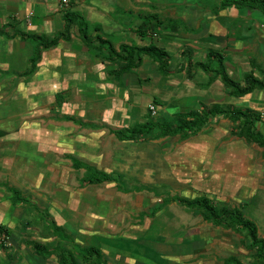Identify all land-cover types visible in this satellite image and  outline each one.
I'll list each match as a JSON object with an SVG mask.
<instances>
[{"label": "rangeland", "instance_id": "obj_1", "mask_svg": "<svg viewBox=\"0 0 264 264\" xmlns=\"http://www.w3.org/2000/svg\"><path fill=\"white\" fill-rule=\"evenodd\" d=\"M214 1L183 0V3L186 8L188 5L202 8L206 18H211ZM228 32L235 41L239 30ZM129 41L134 43L132 38ZM217 50L228 54L223 55L224 65L231 63L235 53L240 57L250 53L241 47L226 46ZM205 61L206 56L198 60ZM196 68L200 67L196 65ZM206 72L200 79L204 86L211 83L210 76L214 75V71ZM30 76L21 78L28 83ZM16 79L9 80L11 88L0 105L2 117L14 123L9 139L0 143L7 154L4 161L0 157L6 172L1 184H12L28 202L22 201L23 217L12 218L7 213L13 220L7 222L10 227L4 244L7 249L25 255L26 261L28 257L34 258L31 242L45 240L43 243L48 246L67 245L65 240L53 236V219L76 243L98 247L103 264H225L228 256L239 258L242 264H257L256 249L248 246L249 239L244 232L215 226L204 220L197 209L176 201L152 211L166 197L205 195L217 205H239L264 237L262 147L229 135V127L222 129L224 122L219 118L207 122L185 139L179 135L162 137L158 131L136 140L118 139L109 131V126L101 127L97 123L99 128L90 127L64 118L73 115L84 123L90 119L96 121V110L87 109L90 105L82 92L70 94L63 90L66 83H62V90L42 91L39 104L34 106L26 103L27 97H20L15 88ZM191 85L196 86L193 81ZM167 88L170 89L166 93L172 92L171 85ZM200 90L197 92L205 89ZM215 96L211 90L206 102L212 103ZM76 100L85 104L83 107L89 116L72 108L71 103ZM160 100L156 116L166 113V102ZM13 115H19L18 119H8ZM156 116L148 114L147 119H156ZM121 122L112 121L108 125L118 128L123 125ZM232 123L237 131L240 126ZM209 133L214 137L210 147L204 140ZM21 135L23 140H18ZM13 149L19 151L13 154ZM246 152L247 157L243 159L241 153L246 155ZM93 170L105 171L113 179L97 184L83 181ZM1 195L2 201H12L10 192L2 189ZM5 246H0V255Z\"/></svg>", "mask_w": 264, "mask_h": 264}, {"label": "crops", "instance_id": "obj_2", "mask_svg": "<svg viewBox=\"0 0 264 264\" xmlns=\"http://www.w3.org/2000/svg\"><path fill=\"white\" fill-rule=\"evenodd\" d=\"M219 1L213 2L212 11L209 10L212 17L206 18L208 16L203 14L202 8H197L195 5H188L186 8L183 0H67L66 3L62 0H0V105L6 98L7 90L11 88L9 80L16 77L18 84L15 88L18 94L21 98L27 97L25 101L31 105L39 104L42 91L62 90V83H66L63 90L70 94L82 92L81 94L86 96V102L90 105L87 109L96 110V121L90 119L89 123L98 128L97 123L101 127L109 126V131L118 139L125 138L118 137L113 130L125 129L133 124L144 122L148 114L155 117L158 114L157 107L156 114L152 115L148 105L161 104L160 99L166 102L164 106L166 113L156 116L158 118L167 116L169 119L176 112L198 109L200 106L197 108V105L200 103L208 107L218 104L222 107L257 111L260 115L257 126L264 132V89L256 88L240 97H234L219 77L205 86L200 81L207 72L196 68V63L205 57L208 49L212 48L217 50L219 47L226 46L241 47L244 52L246 48L249 49V55L240 57L235 53L231 63L225 64L227 72L233 78L238 75L237 79H241L243 74L251 69L257 77L261 78L259 69H264V14L257 9L234 6L219 8L216 12L214 9ZM67 11L80 13L88 22L92 36L99 34L110 40L115 47L121 43H130L139 46L154 44L165 49L170 55V71L168 74L160 73L157 61L144 55L138 67L121 74L118 79L114 78L109 70L115 64L104 60L107 55L103 52L104 50L97 51L82 42L76 23L69 27L68 40L60 38L53 46L46 49L41 48L38 42L30 38L33 35L52 38L65 32L64 18ZM151 15L160 19L161 24L157 25L155 18L150 17ZM144 23L145 26L141 27ZM138 29L146 30V32L140 35ZM230 29L239 30L235 41L228 32ZM129 38H132L134 43H131ZM222 55L226 57L228 54L222 51ZM189 56L193 63L191 77L185 73ZM30 68L32 71L28 73ZM29 75L31 79L28 83L22 80L21 77ZM192 81L196 86L191 85ZM169 85L172 87V92L166 93L170 89L167 88ZM164 87L166 89H162ZM203 87L205 89L203 92L208 93L204 94L205 96L203 92H197V89L200 90ZM211 90L216 96L212 103L208 104L206 101ZM197 93H200V96L196 95ZM71 104L72 108H78L76 111L80 110L79 114L83 111L82 114L89 116L85 113L83 107L85 104L81 101L76 100ZM1 113L0 106V143L9 139L10 127L14 126L10 120H5ZM68 116L80 120L73 115ZM18 117L19 115H13L8 119H18ZM115 118L117 120H114ZM214 119L224 122L222 129L229 127V135L242 139L231 133L235 125L228 117L219 115L209 118L208 122ZM112 121H122L123 125L118 128L108 125ZM102 122L104 123L101 124ZM21 131L23 134L24 130ZM211 135L212 133H209L208 136H204L209 147L211 143H214V137ZM21 139L23 140V136L18 137V140ZM252 143L261 148L256 142ZM18 151L19 149H13V154ZM4 155L5 150L0 146V157L3 161ZM260 156L262 157V150ZM241 157L245 159L247 152L246 155L241 153ZM3 165L4 163H0V182L5 181L6 177ZM241 165L242 162L240 168ZM9 186L14 187L12 184ZM262 187L264 189V185ZM2 189L9 192L5 185L0 184V196H2ZM239 189L243 191L244 187ZM18 203L19 206H17ZM14 204L16 207L13 206ZM23 206L22 201L6 202L0 197V225L10 228L7 222L13 220L7 217V213L12 218L16 215L23 217ZM157 206L159 207L152 213L162 204ZM7 236L6 231L2 229L0 246H5L4 241ZM30 248L34 258L28 257L29 260L25 261V255L11 251L5 246L3 254L0 255V264H7L9 258L13 264H59L55 254L43 256L34 251L32 246ZM38 256L41 261L37 259ZM52 257L55 261H52Z\"/></svg>", "mask_w": 264, "mask_h": 264}, {"label": "trees", "instance_id": "obj_3", "mask_svg": "<svg viewBox=\"0 0 264 264\" xmlns=\"http://www.w3.org/2000/svg\"><path fill=\"white\" fill-rule=\"evenodd\" d=\"M228 6H234L236 8H250L257 9L264 14V0H220L216 8V12L220 8H226ZM155 23L161 24V20L156 16ZM66 29L65 32L52 38H44L42 36L33 35L30 36L32 40L38 42L41 48H49L53 46L60 38L69 39V27L76 23L82 42L87 47H92L97 51L104 50L106 56L104 60L115 64V66L109 70L110 74H113L114 78L118 79L121 74L130 71L133 68L138 67L142 62V56L146 55L151 57L158 63V70L162 74H168L170 71V55L169 53L154 44L139 46L130 43H121L115 47L108 39L103 38L101 35H91L89 25L86 19L78 12L67 11L65 13ZM154 23V21H152ZM145 25L142 24L141 27ZM146 30H139L138 34L143 35ZM206 61L197 62L201 69L204 71H214V75L210 76V82H212L217 76H219L222 84L229 89L234 97H240L244 94L251 92L252 90L264 89V69L260 68L261 78L257 77L253 70L245 72L241 79H234L226 70L223 64V55L216 49H208L206 52ZM186 63V75L191 77L192 61L191 57H188ZM216 61V65L215 64ZM215 67L213 68L212 65ZM32 71L30 68L28 73ZM27 73V72H26ZM198 109H190L183 112H176L173 115V120H169L167 116L160 118L147 119L144 122L133 124L125 129H115L113 132L120 138L136 139L146 137L153 131H158L159 136H175L179 135L182 139H185L191 135L197 133L201 127L206 124L211 117L224 115L228 117L232 122H237L239 129L232 130L231 133L242 137L248 142H256L263 148L262 157H264V132L259 129L257 123L260 121V115L257 111L251 109H242L237 107H222L218 104H214L210 107L203 106L200 103ZM65 119L76 121L80 124L84 123L80 120H75L74 117L65 115ZM90 126H94L90 124ZM113 179L110 174L93 170L89 175L85 176L82 180L86 183H101ZM1 184V182H0ZM7 190L11 192L12 202L24 201L28 202V199L21 195V193L8 184L5 185ZM178 201L182 205L195 208L200 211L202 218L215 226H221L224 228H230L236 232H244V235L249 239V247L256 249V262L257 264H264V238L258 234V227L256 223L247 217L239 205H217L209 197L205 195L196 196L194 198H184L179 195H173L172 197H166L162 203ZM26 224V223H25ZM6 231L9 235V230L0 225L1 230ZM52 234L62 239V241L68 242L67 245L57 243L55 245L48 246L46 243L39 241L31 242V246L38 254L43 256H49L55 254L59 264H82L84 262H101V250L94 245H82L76 243L70 235H68L64 228L57 225L55 220L52 219ZM5 248V247H4ZM7 264H13L11 258L8 259ZM225 264H242L241 260L235 256H228L225 259Z\"/></svg>", "mask_w": 264, "mask_h": 264}, {"label": "built area", "instance_id": "obj_4", "mask_svg": "<svg viewBox=\"0 0 264 264\" xmlns=\"http://www.w3.org/2000/svg\"><path fill=\"white\" fill-rule=\"evenodd\" d=\"M62 2L63 3H66L67 0H62ZM148 108H149V110H150V112H151L152 115H155L156 114V106L154 104H149L148 105ZM3 237H5V236L3 235ZM4 242H6V238H5V241Z\"/></svg>", "mask_w": 264, "mask_h": 264}]
</instances>
